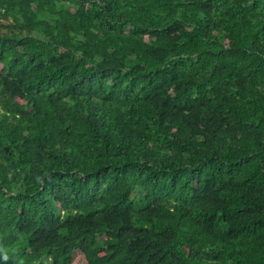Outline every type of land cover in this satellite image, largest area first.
<instances>
[{
	"label": "trees",
	"instance_id": "trees-1",
	"mask_svg": "<svg viewBox=\"0 0 264 264\" xmlns=\"http://www.w3.org/2000/svg\"><path fill=\"white\" fill-rule=\"evenodd\" d=\"M80 261L264 264V0H0V264Z\"/></svg>",
	"mask_w": 264,
	"mask_h": 264
},
{
	"label": "rangeland",
	"instance_id": "rangeland-1",
	"mask_svg": "<svg viewBox=\"0 0 264 264\" xmlns=\"http://www.w3.org/2000/svg\"><path fill=\"white\" fill-rule=\"evenodd\" d=\"M77 260H78V259H77ZM78 264H81V261H80Z\"/></svg>",
	"mask_w": 264,
	"mask_h": 264
}]
</instances>
